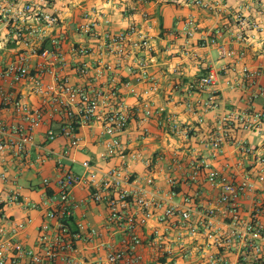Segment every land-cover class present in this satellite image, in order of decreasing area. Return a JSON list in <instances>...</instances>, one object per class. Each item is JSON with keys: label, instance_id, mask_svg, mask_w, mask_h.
Segmentation results:
<instances>
[{"label": "crops", "instance_id": "crops-1", "mask_svg": "<svg viewBox=\"0 0 264 264\" xmlns=\"http://www.w3.org/2000/svg\"><path fill=\"white\" fill-rule=\"evenodd\" d=\"M262 1L223 0L213 9L203 10L164 0H56L55 9L60 25L49 33V37L60 40L65 66L57 68L58 72L73 85L87 84L90 78L101 87L115 85L120 89L123 101L132 111L127 129L121 135L126 154L136 156V159L126 161L130 173L129 186L145 191L148 200H165L181 209H190L193 223L202 220L207 209H221V205L217 203L219 185L207 183L204 179L205 171H200L195 182L189 181L190 161L203 158L213 169L225 175H229V168L234 167L232 177L238 182L244 176L255 179L260 168L256 160L264 156V104L259 98L249 100L251 88L242 77L243 68H264V13L260 12L258 6ZM167 5L178 9L172 24L160 13ZM132 8L138 9L137 12L132 11ZM141 10L148 14L146 23L150 26L155 48L152 62L148 65V74L153 80L138 83L135 87L137 96H134L119 84L128 79L135 83L126 66L118 68L113 76L105 72L102 77L96 78L98 61L111 64L113 59L99 52L96 40L81 37L75 29L82 21L83 14L94 11L98 15L99 31L118 32L133 20L143 22L139 12ZM239 11L263 28L258 33L244 29L243 42L236 40L238 27L233 20ZM188 18H192L198 26L196 39L210 36L219 30L216 43L233 49L236 52L234 57L221 58L216 45L201 47L196 39L186 43L181 29ZM49 46V41L45 39L42 47ZM80 46H87L91 50L90 54H77L74 49ZM241 51L244 52L243 56H237ZM0 54L10 57L14 56L15 51L2 49ZM35 61L32 58L31 65ZM83 63L88 66L87 77H80L75 71V66ZM210 69L217 72V82L213 87L204 90L190 88ZM43 81L45 85L52 84L49 75H44ZM258 82L264 88V75ZM6 89L30 107L42 106V97L35 92L29 80ZM211 95L214 107L202 111L198 102ZM143 102L148 103L152 109V115L147 119L142 116ZM188 104L192 106L191 111L187 108ZM45 112L41 125L33 132V144L28 151L20 157L5 153L0 159V174L4 173L7 177L6 183L2 184L4 194L17 191L20 195L19 203L4 204L2 210L13 223L30 220L26 231L17 236V241L28 248H34L37 244L38 229L46 213V197L57 193L53 182L60 173L82 175L85 173L81 166L84 161H88L99 173H104L120 162L118 158L104 160L101 157L106 137L100 134L98 127L89 126L80 129L81 146L71 149L62 158V166L58 167L56 161L67 149L68 141L61 136L47 141L46 134L49 129L57 131L65 120L59 113ZM249 112L262 115L258 129L244 130L238 122H233L228 129V143L219 151H213L210 147L211 136L217 131L222 116ZM0 120L9 124L17 122V117L11 108L1 105ZM242 146L248 147L250 153L244 154L240 150ZM47 156L48 159L40 162L42 157ZM75 166L81 168V173L74 171ZM44 179L49 180L48 186L44 185ZM148 179L152 180L151 185L147 184ZM169 181L174 183L173 186ZM92 190V187L78 186L71 193L77 204L72 218L74 227L81 222L86 227L82 234L88 235L87 232L91 230L99 232V237H94L91 243L86 242L84 235L82 239L76 240L74 261L77 263L92 264L97 259L102 261L105 252L97 249V246L104 242L118 246L121 239L120 234L111 235L104 229L106 208L104 204L89 201ZM261 196V191H258L247 193L239 199L244 216L248 215ZM160 213L161 210L154 211L153 218L138 229L141 264H200L204 248L203 235L200 233L194 238L183 235L181 246L177 239L175 219L159 224L156 217ZM219 219L218 216L216 220ZM153 231L160 235L157 243L160 248L154 244ZM185 253L192 256L186 259ZM56 264L66 263L59 260Z\"/></svg>", "mask_w": 264, "mask_h": 264}, {"label": "built area", "instance_id": "built-area-1", "mask_svg": "<svg viewBox=\"0 0 264 264\" xmlns=\"http://www.w3.org/2000/svg\"><path fill=\"white\" fill-rule=\"evenodd\" d=\"M164 1L204 10L213 9L223 0ZM55 4L56 0H0V50L15 51L14 56L10 57L0 54V106L11 108L17 117V122L9 124L0 120V159L5 153L20 157L28 151L33 144V132L41 125L47 111L50 114L59 113L65 120L57 131L49 129L46 134L47 141H53L58 136L68 141L67 149L56 161L58 167L62 166V158L71 149L81 146L80 129L89 126L98 127L100 134L106 137L101 157L104 160L118 158L120 162L104 173H99L88 161L81 163L85 171L82 175L60 173L53 182L57 193L46 197V213L39 226L34 248L25 247L17 241V236L26 231L30 220L13 223L3 213L2 206L19 203L20 195L17 191L4 194L2 184L6 183L7 177L4 173L0 174V264H56L59 260L66 264H84L74 261L75 242L84 235L86 242L91 243L94 237H99V232L91 230L87 232L88 235L82 234L86 227L81 222L74 227L72 218L77 204L71 193L78 186L93 188L89 201L93 204H104L106 208L104 229L111 235H121L118 246L100 243L97 249L105 252L104 258L102 261L97 259L92 264H141L142 256L138 252L141 238L138 229L144 227L157 210H161L156 217L157 223L163 224L169 219H175L177 239L181 246L183 235L189 238L200 233L203 235L204 248L200 264H264V156L256 160L260 168L255 179L244 176L238 182L232 177L234 167L229 168V176L213 169L203 158L190 161L189 181L195 182L200 171H205V181L210 185H219L220 188L217 203L221 205V209H207L203 219L196 223L191 221L190 209H181L165 200H148L145 191L130 187V173L126 161L134 160L136 156L126 154L121 135L127 129L132 111L115 85L101 87L90 78L87 84L73 85L66 76L58 72L57 68L65 66L60 40L49 37V33L60 25ZM258 6L260 12L264 13V1L258 3ZM131 10L137 12L138 9ZM139 12L143 22L133 20L118 32L99 31L96 18L98 15L94 11L83 14L82 21L75 29L81 37L96 40L99 52L113 59L111 64L98 61L96 78L102 77L105 72L113 76L118 68L126 66L135 83L128 79L119 84L134 96H137L135 87L138 83L153 80L148 74V65L155 52L150 26L146 23L148 14L143 10ZM233 20L238 27V42L244 41V29L254 33L263 29L257 21L250 20L241 11L235 13ZM181 31L188 43L196 39L198 26L192 18H188ZM219 34L220 31L216 30L212 35L196 40L201 43V47L216 45L221 58L234 57L236 52L233 49L216 43ZM45 39L50 44L47 48L42 47ZM74 51L81 56L91 52L87 46H80ZM243 54L241 51L237 56L242 57ZM32 58L36 59L33 65ZM75 71L78 76L87 77L88 66L85 63L78 64ZM44 75H49L51 85L44 84ZM262 75L264 68L242 69V77L251 88L249 100L259 98L264 104V88L258 82ZM25 80L31 81L35 92L42 97V106L39 108L30 107L19 96L6 89ZM216 82L217 72L210 69L206 75L191 84L190 88L204 90L213 87ZM198 107L202 111L212 109L213 95L199 101ZM187 108L191 111V104ZM141 111L144 119L152 115V109L146 102L142 103ZM261 116L250 112L235 116L223 115L217 131L211 136V149L217 152L228 143L231 123L238 122L244 130L258 129ZM240 150L244 154L250 153V149L245 146ZM46 159L48 156L42 157L40 162ZM43 183L48 186L49 180L44 179ZM169 183L172 186L174 184L172 181ZM147 184L151 185L152 180L148 179ZM258 191H261V198L254 203L248 215L244 216L239 199L247 193ZM218 216L220 219L217 221ZM152 235L154 244L160 248V244H157L159 233L153 231ZM191 256L190 253L184 254L186 259Z\"/></svg>", "mask_w": 264, "mask_h": 264}, {"label": "rangeland", "instance_id": "rangeland-1", "mask_svg": "<svg viewBox=\"0 0 264 264\" xmlns=\"http://www.w3.org/2000/svg\"><path fill=\"white\" fill-rule=\"evenodd\" d=\"M177 11H178V9L176 7H173L171 5H167V6L162 8L160 13H161V15L164 16V18L167 21L169 19L170 24H172L175 20V14L177 13ZM214 55H215V53H214ZM74 171H76L77 173H81V168L75 166Z\"/></svg>", "mask_w": 264, "mask_h": 264}, {"label": "trees", "instance_id": "trees-1", "mask_svg": "<svg viewBox=\"0 0 264 264\" xmlns=\"http://www.w3.org/2000/svg\"><path fill=\"white\" fill-rule=\"evenodd\" d=\"M70 227L72 228V227H73V225H70Z\"/></svg>", "mask_w": 264, "mask_h": 264}]
</instances>
